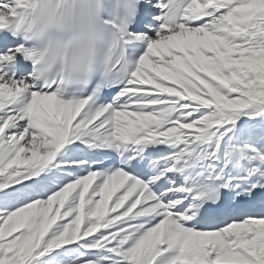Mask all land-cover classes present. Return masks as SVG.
<instances>
[{
	"label": "snow or ice",
	"instance_id": "snow-or-ice-1",
	"mask_svg": "<svg viewBox=\"0 0 264 264\" xmlns=\"http://www.w3.org/2000/svg\"><path fill=\"white\" fill-rule=\"evenodd\" d=\"M154 7L70 89L0 42V264H264V0Z\"/></svg>",
	"mask_w": 264,
	"mask_h": 264
},
{
	"label": "clouds",
	"instance_id": "clouds-1",
	"mask_svg": "<svg viewBox=\"0 0 264 264\" xmlns=\"http://www.w3.org/2000/svg\"><path fill=\"white\" fill-rule=\"evenodd\" d=\"M74 15L62 16L66 0H0L15 10L0 8V33L7 32L29 48L24 60L39 77L61 80L62 87H74V81L87 70L94 40L104 34L115 39L126 31L140 0H112L111 11L104 16L106 0H71ZM108 21L106 23L105 21ZM113 29H115L113 31Z\"/></svg>",
	"mask_w": 264,
	"mask_h": 264
},
{
	"label": "bare ground",
	"instance_id": "bare-ground-1",
	"mask_svg": "<svg viewBox=\"0 0 264 264\" xmlns=\"http://www.w3.org/2000/svg\"><path fill=\"white\" fill-rule=\"evenodd\" d=\"M155 38H156V36H155Z\"/></svg>",
	"mask_w": 264,
	"mask_h": 264
}]
</instances>
